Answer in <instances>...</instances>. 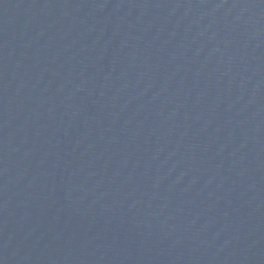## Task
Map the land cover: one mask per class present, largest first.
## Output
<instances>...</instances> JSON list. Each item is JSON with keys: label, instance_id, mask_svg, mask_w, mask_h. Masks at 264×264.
<instances>
[{"label": "water", "instance_id": "95a60500", "mask_svg": "<svg viewBox=\"0 0 264 264\" xmlns=\"http://www.w3.org/2000/svg\"><path fill=\"white\" fill-rule=\"evenodd\" d=\"M0 264H264V0H0Z\"/></svg>", "mask_w": 264, "mask_h": 264}]
</instances>
